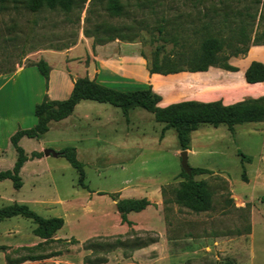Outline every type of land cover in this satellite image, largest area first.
<instances>
[{"label":"rangeland","instance_id":"rangeland-1","mask_svg":"<svg viewBox=\"0 0 264 264\" xmlns=\"http://www.w3.org/2000/svg\"><path fill=\"white\" fill-rule=\"evenodd\" d=\"M89 2L66 13L48 8L31 11L25 0H0V119L31 114L36 118L34 105L60 88L58 69L72 80L90 78L97 75L100 61H113L123 67L127 63L139 77L142 70L148 71L142 52L149 59L158 46H165V52L177 49L180 43L175 40L180 36L188 49L199 47L207 37L223 38L225 52L230 53L233 46L250 45L264 28V0H155L154 10L134 9L123 16H112ZM102 22L115 28V34H128L134 40L94 43L84 30ZM241 31L247 35L243 43L237 39ZM41 59L52 70L49 83L37 68ZM186 72L181 73L188 76ZM148 85L124 87L135 90ZM57 95L66 98L64 91ZM103 106L126 124L120 108ZM98 108V102L83 101L70 118L76 120ZM129 118L125 139L121 133L111 141L102 135V141L96 142L91 134L76 131L72 120L71 129L52 127L39 138H20L18 144L29 159L20 169L22 185L16 189L10 179L0 180V207L26 203L43 217H62L64 224L52 238L63 240L45 243L34 233L31 220L7 218L0 221V256L4 254L7 263L6 255L14 260L31 254L48 256L47 264H264V121L236 124L233 132L224 124H202L190 133L185 149L189 166L210 171L190 176L205 180L212 192V208L196 213L174 202V191L184 179L182 149L174 129L141 108L130 109ZM65 146L76 147L85 187L59 153L36 160L44 155L42 147L59 152ZM110 147L117 153L104 155ZM40 152L41 156L35 155ZM16 156L11 143L1 147L0 170L12 168ZM158 185L161 202L132 213L135 224L122 222L115 200L151 197L154 202ZM39 243L32 251L22 249ZM150 244L155 247L142 249Z\"/></svg>","mask_w":264,"mask_h":264},{"label":"trees","instance_id":"trees-1","mask_svg":"<svg viewBox=\"0 0 264 264\" xmlns=\"http://www.w3.org/2000/svg\"><path fill=\"white\" fill-rule=\"evenodd\" d=\"M4 1V0H1ZM87 0H25L26 7L31 11H39L43 8L70 12L74 8L79 10L84 8ZM155 0H90L92 7L101 6L112 16L130 15L134 9L143 10L149 7L154 10ZM132 29L131 26L129 27ZM116 29L105 24L97 23L92 29L86 28L85 35L93 36L94 43L104 44L116 38L131 42L133 36L115 34ZM159 32H163L160 28ZM175 40L179 44L177 49L165 52V46H158L148 59L142 52V56L147 59V70L150 74L158 73L162 75L178 73L182 71L196 72L206 71L209 67H220L230 71H236V67L228 63L230 56H239L247 53L251 45L264 44V28L255 33L250 45L243 48L233 46L230 53L225 52V40L218 37L204 38L199 47L188 49L183 36ZM240 43L247 39V35L241 31L237 36ZM229 45V44H228ZM40 74L47 82L49 76V65L43 59L37 63ZM245 79L248 83L264 81V64L252 61L245 71ZM82 100H90L98 103H108L118 107L124 114L132 108H141L154 115L157 122L164 123L165 127L174 129L179 148L182 150L189 148L190 133L202 124L217 127L221 124L227 126L230 132L234 131V125L246 122L264 121V96L257 98H247L233 104L224 105L221 101L200 102L195 100H185L171 103L165 107L158 106L160 95L153 91L151 85L146 88L135 90H118L96 82L88 77L77 78L73 82V88L69 96L62 100L50 99L46 95L34 107V114L37 118L36 124L28 129H19L10 136V143L16 151V160L10 169L0 170V180L10 179L14 188H20L22 181L20 169L28 159L24 149L18 144L23 136L39 138L48 130V123L51 120L58 121L70 115L76 104ZM69 164L77 171L80 184L84 177L83 163L77 159L76 150L73 146H65L59 152ZM41 156L42 153L35 154ZM243 167V166H242ZM210 172L207 168L191 167V173ZM184 179L179 182L174 191V202L189 209L192 212L208 211L212 208V192L205 180H195L184 170L181 172ZM243 180H245L243 167ZM163 195V188H162ZM151 202L146 197L142 198H120L116 202V209L121 213L122 222L128 224L127 214L129 212H139L145 209ZM21 216L29 219L35 225L34 233L44 242L54 240V232L64 224L62 217H43L32 210L26 203H11L0 207V221ZM57 241H62L61 239ZM22 247L27 251L37 248ZM48 256L42 255H22L14 260L6 255L8 263L15 264L25 260H36ZM94 263V262H88Z\"/></svg>","mask_w":264,"mask_h":264},{"label":"crops","instance_id":"crops-1","mask_svg":"<svg viewBox=\"0 0 264 264\" xmlns=\"http://www.w3.org/2000/svg\"><path fill=\"white\" fill-rule=\"evenodd\" d=\"M99 49H102V46H100ZM99 49L97 50L98 52ZM99 57L100 56H98L97 58ZM252 61H258L264 64V44L251 45L247 53L244 55L230 56L228 59V63L236 67V71H230L220 67L211 66L206 71H196V72L187 71L185 75L188 76H184V74L181 72L162 75L158 73L150 74L148 73V71L145 72L142 70V72H140V76L138 77L135 74V72L129 70V68L126 66L127 63H124V67H123V65L118 62L100 61L97 75L90 76V79H93L102 85L118 90H127L126 89L127 87H124L127 85H133L137 83L144 84L147 82V84L151 85L153 91H155L157 94L160 95V101L157 104L160 107H165L171 103L185 101V100H195L200 102L221 101L222 104L229 105L238 101H242L247 98H257L260 96H264V81L248 83L245 79V71L249 67ZM51 71L52 70H50L49 72L48 79L50 78ZM56 72H58L60 75V80H61L60 88L57 87L58 90H56L55 93L53 89L51 90V92H53V94L55 95H51L49 88L46 90V92H48V95H51L50 96L51 99L61 100L57 94H60V92L64 91V94H66L65 96L67 98L73 88V82L75 81V78H73L72 80L67 72L60 69H58ZM178 80H180L181 83L176 82ZM172 81H174V83H172ZM59 89L62 91H59ZM44 92H45V87L41 89L42 97L44 95ZM83 101L86 100H82L78 104H76L74 110L70 115L58 121L52 122L46 133H48V131L52 127L54 129L56 128L57 130L61 126H64V128L67 129H71L69 126L73 124L71 122L72 119L70 117L74 113L76 107H78V105H80ZM98 104L100 105L101 109L98 108L99 110L96 109L95 111L86 112L84 115H80L76 120H72L75 124L74 126L75 130L84 135L91 134L96 142L102 141L101 139L102 135H106L107 138L110 139V141L111 138H114L121 133L123 134L124 139L127 138L129 136L128 129H129V120H130L129 118L130 110L127 112V114H124L122 112L123 116L126 119V124L124 125L123 118H120L119 116L115 117L114 110H112L111 108H107L106 106H103L104 103H98ZM35 123H36V118L32 114L30 115V117L22 116L21 118L18 119L15 118L9 119L6 117L1 118L0 148L10 146L9 138L17 130L18 126L30 127L33 126ZM86 131L88 133H85ZM21 141H23V139ZM119 149L123 150L124 148L121 147ZM40 150L44 151L45 148L42 147ZM55 151L58 152L57 150ZM104 152H105L104 155L106 156H112L117 153L116 149L113 147H110ZM96 155H98L97 152ZM44 157L47 156L44 154L42 157L36 158V160H40ZM27 161H25L24 165L27 163ZM24 165L22 166V168L24 167ZM160 188L161 186L159 185L155 187L154 192L156 193L158 198L154 202H152V199H150L151 197H148L149 195L147 196L148 197L147 199L150 200L151 204L141 211H145L153 204H157L161 202L162 197L160 194V190H161ZM132 213L135 212H129L127 214V217L129 221L135 224L136 221L132 217ZM119 216L121 217L120 212H119ZM104 223L108 224L109 221L106 220L104 221ZM109 224L112 225V223ZM118 226L121 229H124V225L118 223L117 227ZM139 227H143V225L140 224ZM162 238L163 236L160 235V241L162 240ZM53 239L59 240L61 238L57 236L56 238L54 237ZM165 244L166 246H168L167 239H165ZM153 247H155V245L150 244L148 247L144 245V248L142 249H153ZM46 260H48V257L40 258L36 260H25L15 264H47ZM65 261L71 263L67 259ZM0 264H11V263H7L5 260V255L2 254V256H0Z\"/></svg>","mask_w":264,"mask_h":264},{"label":"water","instance_id":"water-1","mask_svg":"<svg viewBox=\"0 0 264 264\" xmlns=\"http://www.w3.org/2000/svg\"><path fill=\"white\" fill-rule=\"evenodd\" d=\"M43 153L45 155H49V154H52L53 156H57L58 155V152H56L55 150H52V149H45L43 151ZM180 156H181V166H182V169L184 170V172L188 175L191 174V167L189 166L188 164V157H187V150H182L181 153H180ZM116 202L118 201V199L115 200Z\"/></svg>","mask_w":264,"mask_h":264}]
</instances>
